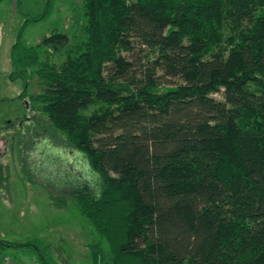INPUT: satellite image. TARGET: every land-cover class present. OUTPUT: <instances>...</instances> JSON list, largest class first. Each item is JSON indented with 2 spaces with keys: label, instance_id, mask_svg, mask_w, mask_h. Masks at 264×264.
Returning a JSON list of instances; mask_svg holds the SVG:
<instances>
[{
  "label": "trees",
  "instance_id": "trees-1",
  "mask_svg": "<svg viewBox=\"0 0 264 264\" xmlns=\"http://www.w3.org/2000/svg\"><path fill=\"white\" fill-rule=\"evenodd\" d=\"M52 1L10 79L96 175L68 191L92 263L264 264V0H77L26 46Z\"/></svg>",
  "mask_w": 264,
  "mask_h": 264
},
{
  "label": "rangeland",
  "instance_id": "rangeland-1",
  "mask_svg": "<svg viewBox=\"0 0 264 264\" xmlns=\"http://www.w3.org/2000/svg\"><path fill=\"white\" fill-rule=\"evenodd\" d=\"M47 2L0 5V100L8 99L0 104V241L21 245L4 246L2 255L12 264H93L88 245L98 237L68 191L96 175L81 153L66 147L62 133L51 132L40 104L17 99L23 82L9 79L11 46L26 18L43 14ZM81 13L77 0L52 1L48 18L24 28V44L36 46L56 31L72 37ZM38 82L32 81L29 96L42 91ZM214 97L223 99L222 93Z\"/></svg>",
  "mask_w": 264,
  "mask_h": 264
},
{
  "label": "crops",
  "instance_id": "crops-1",
  "mask_svg": "<svg viewBox=\"0 0 264 264\" xmlns=\"http://www.w3.org/2000/svg\"><path fill=\"white\" fill-rule=\"evenodd\" d=\"M8 0H5V1H3V2H1L0 3V5H2V4H4L5 2H7ZM16 38H17V36H16ZM16 41V40H15ZM15 43V42H14ZM14 43H13V45H14ZM13 45L11 46V49H12V47H13ZM10 57H11V50H10ZM12 61V60H11ZM13 65V64H12ZM13 71V70H12ZM11 71V72H12ZM11 72H10V74H11ZM9 79H10V75H9ZM11 80V79H10ZM12 81V80H11ZM2 100H4V99H2ZM1 104V103H0ZM28 104H29V102H28ZM28 104H27V106H28ZM3 254V250H2V248H0V262H1V260H2V258L4 257V255H2Z\"/></svg>",
  "mask_w": 264,
  "mask_h": 264
},
{
  "label": "built area",
  "instance_id": "built-area-1",
  "mask_svg": "<svg viewBox=\"0 0 264 264\" xmlns=\"http://www.w3.org/2000/svg\"><path fill=\"white\" fill-rule=\"evenodd\" d=\"M11 262H12V261H11L10 257H8V256H4V257L2 258L0 264H12Z\"/></svg>",
  "mask_w": 264,
  "mask_h": 264
}]
</instances>
